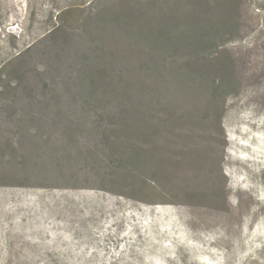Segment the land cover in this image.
<instances>
[{
    "label": "rangeland",
    "instance_id": "obj_1",
    "mask_svg": "<svg viewBox=\"0 0 264 264\" xmlns=\"http://www.w3.org/2000/svg\"><path fill=\"white\" fill-rule=\"evenodd\" d=\"M208 23L215 95L181 55ZM0 264H264V0H0Z\"/></svg>",
    "mask_w": 264,
    "mask_h": 264
},
{
    "label": "trees",
    "instance_id": "obj_2",
    "mask_svg": "<svg viewBox=\"0 0 264 264\" xmlns=\"http://www.w3.org/2000/svg\"><path fill=\"white\" fill-rule=\"evenodd\" d=\"M202 4V3H201ZM199 4V5H201ZM225 11H222L219 15L218 22H222V26L227 28L231 25L234 15L233 13L226 8ZM223 9V10H224ZM227 10V11H226ZM232 13V14H230ZM123 15H119L122 18L121 25L128 26V21L132 22L131 17H133L132 12L125 11L122 13ZM114 16V15H113ZM200 15L197 16V20H200ZM114 19V18H113ZM115 19L117 17L115 16ZM118 21L117 24H119ZM139 27V26H138ZM187 28H191V30H187L185 35L191 37L188 39L185 44V52L182 51L181 55L186 57H190L183 62V68L185 69V74L188 80H191L193 83L208 85L209 89L214 91V88H219L221 92L229 91L232 88H235L236 84V73H235V65L230 56L220 48H218L217 43L212 40V35L215 37V32L217 28H215L212 24L208 23L204 24L203 27L197 26L193 32L191 26H186ZM176 29L174 27H164L161 24L150 25L148 28L141 31L137 28L134 31V34L131 35L133 39H139L141 44L146 45L149 48L156 47L162 49L166 53H176L179 47L182 45V38L177 34H173L174 38H172V31ZM126 32V31H125ZM175 51V52H174ZM113 54L115 52L113 50ZM165 60H160L159 64L163 65ZM118 64V63H117ZM120 76V73L117 74V77ZM96 81L95 79L90 78L89 81ZM115 81V76H113V82ZM99 83V80L97 79ZM215 95V92L212 93ZM215 117L220 120L221 113L218 110L214 109ZM220 123V122H219ZM218 123V124H219ZM129 146V154H127V158L123 163L122 168L126 170L135 180L137 178L139 183L144 184L145 177L147 173L144 172V167H142L139 161L140 153H144L142 146L139 144L138 140L131 139ZM139 166L142 176H138L135 173L136 166ZM152 175V174H151ZM147 177V176H146Z\"/></svg>",
    "mask_w": 264,
    "mask_h": 264
}]
</instances>
